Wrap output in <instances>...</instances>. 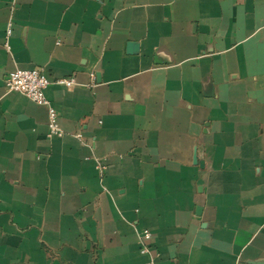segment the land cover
I'll return each instance as SVG.
<instances>
[{"label":"crops","instance_id":"0c3cea01","mask_svg":"<svg viewBox=\"0 0 264 264\" xmlns=\"http://www.w3.org/2000/svg\"><path fill=\"white\" fill-rule=\"evenodd\" d=\"M0 264H264V0H0Z\"/></svg>","mask_w":264,"mask_h":264},{"label":"built area","instance_id":"2783aa9c","mask_svg":"<svg viewBox=\"0 0 264 264\" xmlns=\"http://www.w3.org/2000/svg\"><path fill=\"white\" fill-rule=\"evenodd\" d=\"M12 34V23L9 24L8 36ZM8 93H18L27 97L31 101L44 106L48 112V133L50 139H59L64 136V131L59 125L58 111L46 97V90L51 85H59L71 89L76 85L74 78H62L52 82L40 69L22 70L17 69L8 75L5 80ZM81 138L82 136H78ZM103 170L102 164L100 165ZM150 237L149 232L143 234V238ZM142 253H147L146 248H142Z\"/></svg>","mask_w":264,"mask_h":264}]
</instances>
